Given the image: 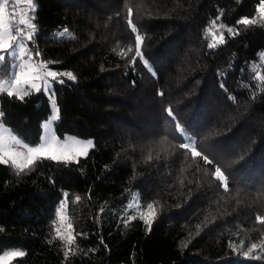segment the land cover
<instances>
[{"label": "trees", "instance_id": "trees-1", "mask_svg": "<svg viewBox=\"0 0 264 264\" xmlns=\"http://www.w3.org/2000/svg\"><path fill=\"white\" fill-rule=\"evenodd\" d=\"M34 2L31 50L76 76L53 81L54 132L93 146L69 161L41 158L20 175L0 163V254L25 253L8 264H264L259 249L251 255L260 259L242 254L264 240L256 221L264 216V24L238 23L257 18L261 0ZM128 8L147 66L131 59ZM64 29L72 37H60ZM212 31L225 43L209 48ZM0 112L3 125L36 146L51 109L41 90L23 101L0 94ZM134 196L141 210L154 206L150 231L127 207ZM65 201L71 230L57 214ZM57 228L76 238L67 260Z\"/></svg>", "mask_w": 264, "mask_h": 264}, {"label": "snow or ice", "instance_id": "snow-or-ice-1", "mask_svg": "<svg viewBox=\"0 0 264 264\" xmlns=\"http://www.w3.org/2000/svg\"><path fill=\"white\" fill-rule=\"evenodd\" d=\"M20 6V0H0V65L6 63L7 58H12L11 66L16 71L12 72L10 75L8 72H4V76L8 78L0 77V94L6 93L8 97H15L21 101L25 97H28L32 94V90L40 92L41 90L49 93L52 100L53 113L50 116L49 120L46 122L44 127L49 129L50 125L57 119H59V108L56 106L55 93L51 91L50 81H57L58 77L66 76L69 80H76V76L72 72H56L49 70L48 65L44 62H36L33 60L32 51L28 47L29 43L34 40L36 35V24H35V13H36V4L34 0H27V7L21 14L16 9ZM11 8L12 11L8 9ZM258 17L253 19H242L238 23L244 25L248 24H264V0H261L259 7L257 9ZM133 10L128 8V20L127 23L131 29L132 33H135V54L131 57L132 61L135 62L137 58L145 62L147 66V61L142 52V45L144 37L139 34L136 24H134L133 19ZM19 17V19H17ZM219 17H217V20ZM215 21L212 24V28H215ZM224 25H219L220 29H224ZM211 31V28L208 29ZM229 34L236 35L237 32L233 28L229 27L226 29ZM60 37H72V34L68 29H64L59 32ZM213 43H209V48H215L218 44L225 43L224 33L221 32L219 38L215 35L213 36ZM133 49L131 46L128 47V51L121 49L122 56H128V52H131ZM38 56L39 53L37 52ZM264 58V53L261 54ZM50 63V62H49ZM258 78L264 81V76H258ZM39 81V83H37ZM60 83H63V80H59ZM168 115L172 116L173 112L171 109L168 110ZM0 116H3V112H0ZM177 129L182 131L179 125ZM92 146L91 141L81 142L76 139L71 141L68 138L62 142L60 141L54 132H48L45 136L41 138V142L36 146H30L28 143L24 142L21 138H18L12 132L0 125V163L7 164L11 162L12 166L16 169L17 175L24 173L26 170H30L41 158H51L55 161H69L73 156L85 155L87 149ZM19 147L25 151H17L16 148ZM181 148L188 149L191 152L192 157H200L202 154L200 151H197L196 147L193 144L184 143L180 145ZM151 159V157H149ZM203 159L206 163L211 164L212 161L208 159L205 155ZM216 180H218L221 185L224 187L225 191L228 190V177L221 170L220 167L215 168L213 173ZM77 200L80 198L77 197ZM129 209L141 211V219H144L145 224L149 225V231L151 224L155 219L156 212L152 203L147 205V210H141L138 203L137 197H133V203H130L127 206ZM103 212V208H101ZM58 217L61 223L67 221V228L72 229V223L69 217L66 214V201L63 202L58 209ZM134 216H129L125 221V227L135 219ZM256 221L259 224L264 225V216L257 215ZM56 235L61 240H66L65 244V260L68 259L70 253L74 254L72 245L75 244L76 238L71 231L68 232L67 237L61 234L60 228L56 229ZM103 242V241H102ZM187 245L185 244L184 247ZM245 246V241H240V248L242 249ZM230 247L233 250H237L235 244L230 243ZM259 249L261 253H264V240L261 243H252L250 247L247 248V251H244L242 254L245 257L252 259H260V256H252L251 254ZM25 253L20 250L10 251L5 253L3 256H0V264H8V261L14 257H23Z\"/></svg>", "mask_w": 264, "mask_h": 264}, {"label": "rangeland", "instance_id": "rangeland-1", "mask_svg": "<svg viewBox=\"0 0 264 264\" xmlns=\"http://www.w3.org/2000/svg\"><path fill=\"white\" fill-rule=\"evenodd\" d=\"M20 7L22 8V12L21 13H23V11L26 9V7H27V0H20ZM9 11H12V10H9ZM212 35L214 36H216L217 38H219V36L220 35H218L217 33H215L214 31H212ZM28 47L30 48V46L28 45ZM31 49V48H30ZM32 51V50H31ZM32 57H33V60L34 61H36V62H44V61H42L33 51H32ZM6 62L8 63V65H7V67L9 68V75L12 73V72H14V71H16L17 69H15V68H13L12 66H11V63H12V58H7V60H6ZM45 63V62H44ZM4 65H6V64H4ZM49 68V70H53V69H51L50 67H48ZM0 70H6L5 69V67H1L0 68ZM53 71H55V70H53ZM56 72H58V71H56ZM3 78H8L7 76H4ZM59 79V78H58ZM37 83H39V81L37 82ZM52 84H53V81H50V88H51V91L53 92V89H52ZM32 91H35V90H32ZM43 91V90H42ZM44 93H45V95L47 96V98H48V100H49V104H50V109H51V113H50V115H49V117H48V119H46L45 121H43L42 122V132H41V136H40V141H39V143L41 142V138L43 137V136H45L48 132H54V123H55V121L50 125V127H49V129H46L45 127H44V125L46 124V122L49 120V118H50V116L52 115V113H53V106H52V100H51V98H50V95H49V93L48 92H46V91H43ZM0 125H2L4 128H7L5 125H3L1 122H0ZM8 129V128H7ZM55 133V132H54ZM13 134V133H12ZM56 135V134H55ZM57 136V138L60 140V141H64L65 140V138H68V140L69 141H71L73 138L74 139H76V140H79V141H81V142H87V141H91L92 142V146H93V139H91V138H88V139H81V138H78V137H75V136H73V135H70V134H65V135H63V136H58V135H56ZM19 138V137H18ZM38 143V144H39ZM37 144V145H38ZM91 146V147H92ZM91 147H89L88 149H87V152H88V150L91 148ZM16 150L17 151H25L24 149H21V148H19V147H17L16 148ZM80 156H84V155H80ZM77 157H79V156H73V158L72 159H75V158H77ZM8 164H10L11 165V167L14 169V170H16L13 166H12V164H11V162H9ZM146 210H147V208H146ZM145 210V211H146ZM15 250H20V251H23L22 249H19V248H12V249H7V250H5L4 252H2L1 254H0V256H3L5 253H7V252H10V251H15ZM13 259V258H12ZM11 259V260H12ZM11 260H9V261H11ZM8 261V262H9Z\"/></svg>", "mask_w": 264, "mask_h": 264}, {"label": "built area", "instance_id": "built-area-1", "mask_svg": "<svg viewBox=\"0 0 264 264\" xmlns=\"http://www.w3.org/2000/svg\"><path fill=\"white\" fill-rule=\"evenodd\" d=\"M8 10H12V9L9 8ZM16 10L21 13L20 6ZM17 19H19V17H17Z\"/></svg>", "mask_w": 264, "mask_h": 264}, {"label": "crops", "instance_id": "crops-1", "mask_svg": "<svg viewBox=\"0 0 264 264\" xmlns=\"http://www.w3.org/2000/svg\"><path fill=\"white\" fill-rule=\"evenodd\" d=\"M20 10H21V12H22V8L20 7ZM22 14V13H21Z\"/></svg>", "mask_w": 264, "mask_h": 264}]
</instances>
